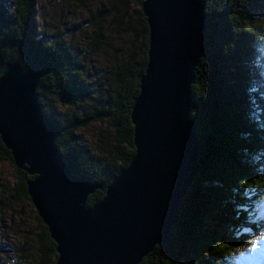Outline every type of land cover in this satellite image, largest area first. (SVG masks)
Masks as SVG:
<instances>
[{"label":"trees","instance_id":"16d2710c","mask_svg":"<svg viewBox=\"0 0 264 264\" xmlns=\"http://www.w3.org/2000/svg\"><path fill=\"white\" fill-rule=\"evenodd\" d=\"M37 2L0 0V57L26 72L42 73L36 95L56 130L55 146L73 175L100 186L87 200L93 206L135 153L130 114L148 51L142 0H134L136 9L130 0H109L107 9L83 21L90 35L85 48H78L81 57L104 46L113 54L99 83L103 89L86 79L71 41L38 32ZM205 9L206 51L195 70L190 111L200 171L181 201L170 243L140 264H235L239 253L257 247L264 229L259 217L264 202V0H207ZM120 33L128 46L111 48L107 40ZM120 49L126 54L119 62L115 52ZM104 121L106 131L97 137L94 153L84 149L78 133ZM0 156L14 166L1 139ZM16 176L9 198L32 206L27 194L32 177L20 170ZM35 216L38 233L30 232L8 262L0 249V264L56 263V244Z\"/></svg>","mask_w":264,"mask_h":264},{"label":"water","instance_id":"95a60500","mask_svg":"<svg viewBox=\"0 0 264 264\" xmlns=\"http://www.w3.org/2000/svg\"><path fill=\"white\" fill-rule=\"evenodd\" d=\"M207 0H142L147 65L130 118L134 156L100 188L75 176L36 90L42 73L0 57V139L25 172L27 194L56 244L55 264H140L170 243L181 201L200 171L190 117L195 70L206 51Z\"/></svg>","mask_w":264,"mask_h":264},{"label":"rangeland","instance_id":"374dc122","mask_svg":"<svg viewBox=\"0 0 264 264\" xmlns=\"http://www.w3.org/2000/svg\"><path fill=\"white\" fill-rule=\"evenodd\" d=\"M8 1L11 2L13 0ZM130 1L131 6L136 9L134 0ZM108 2L109 0H38L36 5L38 32L51 36L58 34L67 41H71L77 48L79 59L86 69V79L91 85L93 83L95 89L104 88L100 84H103V80L108 75V67L111 66L113 54L109 53L106 46H104L95 55L87 56V58H84L86 55L81 57L82 54L79 49L85 48V43L87 42L85 40H88L90 35V29L83 25V21L88 15L94 14L99 9H107ZM126 39L127 36L120 33L113 36L110 41L107 40V43L113 49L121 47L125 49L128 46L124 44ZM115 53L119 62L123 60V55L126 54L121 49ZM60 111L63 112V110ZM106 124V121L102 124L96 122V124L81 130L78 133L81 146L94 153L92 149L96 145L100 132L106 131ZM16 170L18 169L11 165L5 157L0 156V249H3L1 254L6 262L9 261L7 260L8 258H13L18 248L26 242L25 238L30 232L34 233V235L38 233L35 218L36 210L32 203V206L26 201H14L16 203H13V200L9 198L13 194V186L17 179ZM259 217H264V202L259 206ZM259 235L260 240L258 245H256L257 247L246 249L244 252L239 253L234 257L235 264H264V238H262L264 229Z\"/></svg>","mask_w":264,"mask_h":264},{"label":"snow or ice","instance_id":"6c2138e0","mask_svg":"<svg viewBox=\"0 0 264 264\" xmlns=\"http://www.w3.org/2000/svg\"><path fill=\"white\" fill-rule=\"evenodd\" d=\"M262 238H264V237H262Z\"/></svg>","mask_w":264,"mask_h":264}]
</instances>
